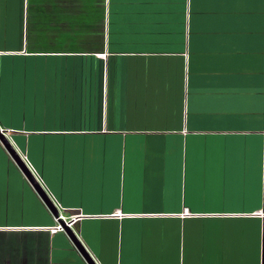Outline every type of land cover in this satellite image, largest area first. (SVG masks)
Returning a JSON list of instances; mask_svg holds the SVG:
<instances>
[{"label": "crops", "instance_id": "crops-1", "mask_svg": "<svg viewBox=\"0 0 264 264\" xmlns=\"http://www.w3.org/2000/svg\"><path fill=\"white\" fill-rule=\"evenodd\" d=\"M0 127L98 264H264V0H0ZM57 224L0 141V264Z\"/></svg>", "mask_w": 264, "mask_h": 264}, {"label": "water", "instance_id": "water-1", "mask_svg": "<svg viewBox=\"0 0 264 264\" xmlns=\"http://www.w3.org/2000/svg\"><path fill=\"white\" fill-rule=\"evenodd\" d=\"M0 141L4 145V147L6 148V150L8 151V153L10 154L14 162L17 164L20 170L25 174V176L30 181L32 186L35 188V190L44 200V202L46 203L48 208L51 210V212L55 215L56 218H58V223H60L64 227V231L69 236V238L72 240V242L74 243L76 248L79 250V252L82 254L86 262L88 264H98L95 258L91 255L89 250L86 248V246L81 242V240L75 233L74 229L72 227H69L62 218H59L60 212L58 208L55 206V203L53 202V200L51 199V196L45 190L41 182L37 179L36 175L33 173L31 168L28 166L23 156L11 144L8 137L6 136V130H3L1 127H0Z\"/></svg>", "mask_w": 264, "mask_h": 264}, {"label": "built area", "instance_id": "built-area-1", "mask_svg": "<svg viewBox=\"0 0 264 264\" xmlns=\"http://www.w3.org/2000/svg\"><path fill=\"white\" fill-rule=\"evenodd\" d=\"M23 156V155H22ZM24 160L27 162L28 166L31 168V170L33 171V173L36 175L35 170L33 168V166L30 164V162L27 160V158L25 156H23ZM37 179L41 182L40 178L36 175ZM42 184V182H41ZM43 185V184H42ZM57 207V206H56ZM58 208V207H57ZM189 211L186 209L184 211V214H188ZM76 216H64L63 214H60L59 218H62L65 223L69 226L73 228V223H74V219ZM58 220V218H57ZM55 231L60 230V231H64V227L58 223L57 226H55V228H53Z\"/></svg>", "mask_w": 264, "mask_h": 264}, {"label": "rangeland", "instance_id": "rangeland-1", "mask_svg": "<svg viewBox=\"0 0 264 264\" xmlns=\"http://www.w3.org/2000/svg\"><path fill=\"white\" fill-rule=\"evenodd\" d=\"M66 216H67V214H66Z\"/></svg>", "mask_w": 264, "mask_h": 264}, {"label": "bare ground", "instance_id": "bare-ground-1", "mask_svg": "<svg viewBox=\"0 0 264 264\" xmlns=\"http://www.w3.org/2000/svg\"><path fill=\"white\" fill-rule=\"evenodd\" d=\"M59 210V209H58Z\"/></svg>", "mask_w": 264, "mask_h": 264}]
</instances>
